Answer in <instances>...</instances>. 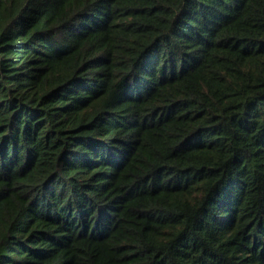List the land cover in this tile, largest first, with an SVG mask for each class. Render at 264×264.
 <instances>
[{
	"label": "trees",
	"instance_id": "1",
	"mask_svg": "<svg viewBox=\"0 0 264 264\" xmlns=\"http://www.w3.org/2000/svg\"><path fill=\"white\" fill-rule=\"evenodd\" d=\"M0 264H264V0H0Z\"/></svg>",
	"mask_w": 264,
	"mask_h": 264
}]
</instances>
